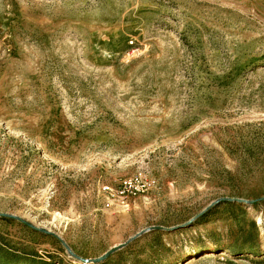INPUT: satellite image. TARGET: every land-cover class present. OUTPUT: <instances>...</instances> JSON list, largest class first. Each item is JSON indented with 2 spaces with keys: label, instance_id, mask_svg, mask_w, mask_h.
Returning a JSON list of instances; mask_svg holds the SVG:
<instances>
[{
  "label": "rangeland",
  "instance_id": "rangeland-1",
  "mask_svg": "<svg viewBox=\"0 0 264 264\" xmlns=\"http://www.w3.org/2000/svg\"><path fill=\"white\" fill-rule=\"evenodd\" d=\"M153 227L100 264H264V0H0V264Z\"/></svg>",
  "mask_w": 264,
  "mask_h": 264
},
{
  "label": "built area",
  "instance_id": "built-area-1",
  "mask_svg": "<svg viewBox=\"0 0 264 264\" xmlns=\"http://www.w3.org/2000/svg\"><path fill=\"white\" fill-rule=\"evenodd\" d=\"M157 186L153 178L143 177L126 179L117 189L106 187V207L114 212H126L131 208V201L144 195Z\"/></svg>",
  "mask_w": 264,
  "mask_h": 264
},
{
  "label": "water",
  "instance_id": "water-1",
  "mask_svg": "<svg viewBox=\"0 0 264 264\" xmlns=\"http://www.w3.org/2000/svg\"><path fill=\"white\" fill-rule=\"evenodd\" d=\"M258 200L253 201L252 203H256ZM154 229H163L161 227H153L151 229H145L143 231H141L138 235H136L135 237H133L132 239H130L128 242L118 245L114 248H112L111 250H109L107 253H105L103 256L96 258V259H89V260H85V263L91 264H100L104 261H106L112 254L116 253L117 251L121 250L122 248H125L126 246H128L132 241H134L136 238L142 236L143 234L147 233L150 230H154Z\"/></svg>",
  "mask_w": 264,
  "mask_h": 264
}]
</instances>
